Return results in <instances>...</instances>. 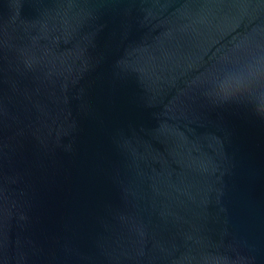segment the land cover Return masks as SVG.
Returning a JSON list of instances; mask_svg holds the SVG:
<instances>
[{"label":"water","instance_id":"obj_1","mask_svg":"<svg viewBox=\"0 0 264 264\" xmlns=\"http://www.w3.org/2000/svg\"><path fill=\"white\" fill-rule=\"evenodd\" d=\"M0 264H264V0H0Z\"/></svg>","mask_w":264,"mask_h":264}]
</instances>
